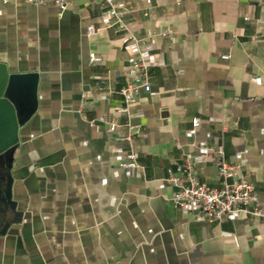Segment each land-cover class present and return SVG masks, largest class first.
<instances>
[{"label":"crops","instance_id":"1","mask_svg":"<svg viewBox=\"0 0 264 264\" xmlns=\"http://www.w3.org/2000/svg\"><path fill=\"white\" fill-rule=\"evenodd\" d=\"M67 1L0 0L7 89L35 103L0 157V264H264V0H116L124 30L103 0ZM139 54L150 90L126 103ZM184 157L215 187L235 166L260 215L174 207L163 178Z\"/></svg>","mask_w":264,"mask_h":264},{"label":"built area","instance_id":"2","mask_svg":"<svg viewBox=\"0 0 264 264\" xmlns=\"http://www.w3.org/2000/svg\"><path fill=\"white\" fill-rule=\"evenodd\" d=\"M6 2L8 0H2ZM31 4H53L60 10L67 7V0H25ZM103 15L110 18L109 27L115 30H124L123 8H119L116 0H103ZM92 31V29H90ZM163 35V34H162ZM126 37L134 43H139L140 39L132 33L127 32ZM89 58L92 62L100 60L98 55L91 53ZM222 59H228V54H222ZM149 91L148 62L141 54L133 58L124 72V84L118 89L126 103L134 100V96L139 91ZM194 126L199 124V119L192 122ZM129 130H133L137 125L127 123ZM128 137H117L116 140H127ZM121 164L127 168H139L141 165L136 160L133 150H126L123 153ZM236 169L235 166L220 162L218 174L221 185L219 187L210 186L200 181L194 171L193 162L189 157H184L181 161L175 162L167 169V174L163 180L174 187L171 202L178 208H195L209 220H221L225 216H236L241 212L260 215V209L252 205V185L245 179L229 182L228 177Z\"/></svg>","mask_w":264,"mask_h":264},{"label":"water","instance_id":"3","mask_svg":"<svg viewBox=\"0 0 264 264\" xmlns=\"http://www.w3.org/2000/svg\"><path fill=\"white\" fill-rule=\"evenodd\" d=\"M3 63H0V157L11 150L18 141V128L33 112L35 103L28 97L22 109L7 89L11 80Z\"/></svg>","mask_w":264,"mask_h":264}]
</instances>
